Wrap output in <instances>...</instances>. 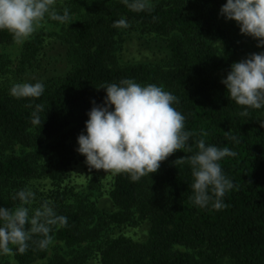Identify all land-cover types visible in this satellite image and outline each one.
<instances>
[{"label": "trees", "instance_id": "obj_1", "mask_svg": "<svg viewBox=\"0 0 264 264\" xmlns=\"http://www.w3.org/2000/svg\"><path fill=\"white\" fill-rule=\"evenodd\" d=\"M224 3L226 0H169L155 4L150 11L134 12L121 0L66 1L63 10L87 9V17L67 31L69 68L45 84L39 98L17 99L0 91V149L56 139L50 150L62 156L68 141L77 140L84 130L92 100L101 103L106 95L98 87L123 79L163 86L176 95L179 104L175 107L185 115L186 130L193 135L191 152L176 150L150 176L133 182L127 174H118L111 191L119 208L115 212H100L84 202L70 204L56 190L50 202L58 215L67 217V225L52 226V236L71 247L97 241L101 224L128 223L138 213L151 221L149 239L144 243L123 236L107 240L102 264H264V108H249L247 116H241L243 107L229 99L221 83L230 69L220 74L232 61L264 49L241 34L234 20L219 15ZM121 18L170 35L168 63L119 65L115 51L121 28L114 21ZM13 41L10 32L0 31V44ZM45 54L40 33L25 45L19 64L22 79L47 72ZM9 66L10 60L0 53V78ZM38 104L43 106L41 125L32 123ZM202 138L207 144L236 152L220 162L235 183L224 197L227 207L221 210L211 203L198 207L191 199L193 176L186 157L198 151L196 144ZM38 175L27 156L0 155V206H17L19 200H13V195ZM42 238L34 235L23 254L14 250L17 264L38 260L41 264H83L82 257L75 261L61 255L48 258L49 246H38ZM176 245L195 252L176 249Z\"/></svg>", "mask_w": 264, "mask_h": 264}, {"label": "clouds", "instance_id": "obj_2", "mask_svg": "<svg viewBox=\"0 0 264 264\" xmlns=\"http://www.w3.org/2000/svg\"><path fill=\"white\" fill-rule=\"evenodd\" d=\"M56 3L57 0H0V31L7 30L17 44H23L46 16L69 25L73 22L69 10L59 13ZM121 3L134 12L150 11L154 6L153 0H121ZM219 15L234 20L241 34L255 39L257 47L264 49V0H226ZM114 26L130 25L121 18L114 21ZM221 83L229 99L243 107L241 116H247L249 108H264V50L233 62ZM98 88H103L106 95L101 103L92 100L75 149L85 157L90 169L124 173L135 182L157 172L161 162L176 150L192 151L193 134L186 130L185 115L175 107L179 98L163 86L123 79ZM44 91L45 85L40 81L17 82L10 94L17 99H36ZM42 110V105H36L33 124L43 123L39 116ZM261 124L264 126V122ZM231 139L239 142L235 136ZM196 146L198 151L186 157L193 176L191 199L198 207L205 208L211 203L213 208L221 210L227 207L224 197L235 188V183L224 173L220 162L225 157L236 156V152L207 144L203 138ZM35 196L32 189L23 188L12 197L19 200L17 206H0V255H12L14 250L23 254L34 235L43 237L38 246L46 249L53 241L52 226L67 225V217L58 215L49 201L33 210Z\"/></svg>", "mask_w": 264, "mask_h": 264}, {"label": "rangeland", "instance_id": "obj_3", "mask_svg": "<svg viewBox=\"0 0 264 264\" xmlns=\"http://www.w3.org/2000/svg\"><path fill=\"white\" fill-rule=\"evenodd\" d=\"M66 1L68 0H57L56 10L59 13L63 10ZM168 1L153 0V5L165 4ZM70 15L73 22L69 25L61 24L46 16L37 31L23 44H17L15 40L10 44H0V53L10 60L8 73L0 78V91L10 94L11 87L17 82L34 83L40 81L45 85L56 75L65 73L69 68L67 31L72 24L87 17V9L84 7L79 11L70 12ZM129 25L128 28H121L116 37L115 54L119 65H166L170 55L168 41L171 36L153 32L143 25H132L131 23ZM40 33L44 37V52L46 53L44 61L47 72L32 73L22 79L19 73V64L25 45ZM247 56L248 54L232 61L231 64ZM229 69L230 67L224 68L220 74ZM55 140L16 143L0 149L1 156H27L38 168L39 175L26 182L22 187V189L30 188L36 194L35 202L31 206L32 209L40 207L44 201L50 202L53 193L59 190L67 197V202L70 204H78L79 202L93 204L100 212L108 214L119 210L111 198V191L118 174L90 169L85 163V157L75 150L78 147L76 139L68 141L62 156L55 155L50 150ZM101 226L103 227L102 233L97 241L83 242L78 246H68L53 235V241L48 248V258L61 255L69 261H75L76 258L82 257L84 258L83 264H102L103 249L107 240L123 236L135 242L144 243L150 237L151 221L141 219L136 213L133 220L128 223H110L101 224ZM175 248L195 252V250L180 245H176ZM41 263L42 261L38 260L34 264ZM0 264H17L14 254L0 255Z\"/></svg>", "mask_w": 264, "mask_h": 264}]
</instances>
